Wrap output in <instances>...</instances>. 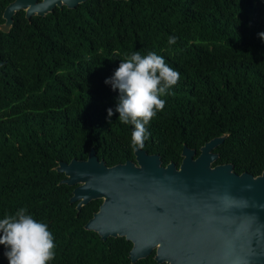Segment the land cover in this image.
Here are the masks:
<instances>
[{"label": "trees", "instance_id": "trees-1", "mask_svg": "<svg viewBox=\"0 0 264 264\" xmlns=\"http://www.w3.org/2000/svg\"><path fill=\"white\" fill-rule=\"evenodd\" d=\"M15 0H0V25ZM264 0H88L45 16L18 11L0 29V219L26 208L55 237L49 264L132 263V242L85 228L103 200L77 210L76 186L56 170L94 149L108 167L135 161L130 124L115 111L119 91L105 81L134 51H154L180 73L162 97L142 147L180 167L226 136L213 166L264 171ZM177 37L174 45L168 37ZM108 109L113 115L108 117ZM0 246V264H8Z\"/></svg>", "mask_w": 264, "mask_h": 264}, {"label": "water", "instance_id": "water-1", "mask_svg": "<svg viewBox=\"0 0 264 264\" xmlns=\"http://www.w3.org/2000/svg\"><path fill=\"white\" fill-rule=\"evenodd\" d=\"M88 0H15L5 9L8 32L18 11L45 16L56 7ZM119 1V0H117ZM226 136L197 151L184 146L182 163L162 165L159 155L135 149V161L108 167L95 150L87 160L60 162L62 184L76 186L78 212L103 200L85 228L102 240L132 242V263L155 252L158 264H264V171L239 175L230 164L213 166Z\"/></svg>", "mask_w": 264, "mask_h": 264}, {"label": "clouds", "instance_id": "clouds-1", "mask_svg": "<svg viewBox=\"0 0 264 264\" xmlns=\"http://www.w3.org/2000/svg\"><path fill=\"white\" fill-rule=\"evenodd\" d=\"M259 37L264 40V33ZM167 42L174 45L177 37L169 36ZM179 80L180 73L163 56L154 51H134L120 60L113 76L105 81L113 91H119L115 111L121 123L133 128V149L144 146L150 136L148 125L165 108L162 97ZM107 111L110 118L113 110ZM0 246L5 249L8 264H49L55 258V237L48 224L34 219L26 208L0 219Z\"/></svg>", "mask_w": 264, "mask_h": 264}]
</instances>
